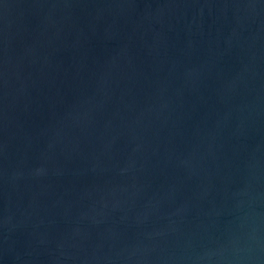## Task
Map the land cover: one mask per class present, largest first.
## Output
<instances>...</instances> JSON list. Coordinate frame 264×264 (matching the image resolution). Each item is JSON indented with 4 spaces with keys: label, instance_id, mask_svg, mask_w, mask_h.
<instances>
[{
    "label": "water",
    "instance_id": "1",
    "mask_svg": "<svg viewBox=\"0 0 264 264\" xmlns=\"http://www.w3.org/2000/svg\"><path fill=\"white\" fill-rule=\"evenodd\" d=\"M0 264H264V0H0Z\"/></svg>",
    "mask_w": 264,
    "mask_h": 264
}]
</instances>
